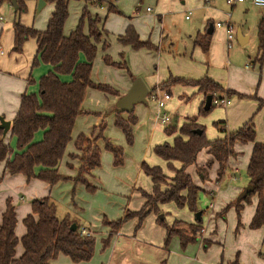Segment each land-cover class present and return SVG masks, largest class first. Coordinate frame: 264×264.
Segmentation results:
<instances>
[{"label":"rangeland","instance_id":"1","mask_svg":"<svg viewBox=\"0 0 264 264\" xmlns=\"http://www.w3.org/2000/svg\"><path fill=\"white\" fill-rule=\"evenodd\" d=\"M90 2L94 3L95 0H69L68 15L64 22L63 33L68 35L75 28L84 7L92 16L97 15L99 17L100 15L104 17L108 14L105 4L103 5V9H99V5L95 6ZM116 2L123 16L136 17L135 24L143 34L147 35L151 33V40L157 39L160 31H162L163 35L166 36V46L159 52L152 51L155 52L153 54L147 52L144 47L133 48L131 44H123L118 40V33L119 30H123L127 18L118 16L116 15L117 13H109L104 24V28L108 32L103 41L105 42V47H102V40L97 44V51L92 61L90 73L91 81L99 87L86 89L81 106L84 112H80L76 117L73 130L74 134L79 130H86L93 124L96 117L100 115L101 119H103L104 127L102 131L104 130V135L115 142L116 145L120 143L125 148L127 161L124 166L114 168L111 164L110 152L106 151L103 146H99L101 163L100 167L95 171L98 182L96 190L90 191L81 184H74V188L68 181L62 180L49 188V197H46L54 202L57 216L62 218L68 215L70 219L77 221L80 226L89 228L92 231L94 252L92 257L88 261H85L86 264H114V262L116 264H161L163 259H166V264H176L178 259H180L178 255L183 251L190 258L194 257L198 251L199 239L187 244L186 248H188L186 250V248L180 246L178 237L174 235L169 241V253H165L163 245L164 228L157 222V219H162L167 225H171L174 219L194 223V212H190L186 207H178L173 202H167L159 205V212H151L146 215L141 226L137 229L135 228L137 223L135 217L123 219L125 209L133 212L141 208V191L150 193L152 188L150 179L140 171L138 163L134 161V158H138L140 154L146 152L150 140L159 139L161 142L172 143L173 137L166 136L162 132L163 127L154 128L152 126L155 113L151 104H137L135 111L138 121L134 124V139L131 145H127L121 131L114 123L118 113L125 119H127V114L126 112L121 113L116 110L118 95L113 90L111 91V89L119 91L125 87L129 80L136 77L148 84L156 82L163 77V81H165L169 78V72L172 76L178 75L180 78L192 80L199 79L205 75L204 73L208 75L207 70L213 75L223 76V73L227 70L225 66H220L223 57L232 66L242 68L244 64H249L252 70L254 66L252 67V64L249 63L248 56H254L257 43L255 10L250 7L248 2L237 4L232 10H228L224 5L225 0H217V3L222 5L219 11L220 14L214 20H224V15L229 11L231 21L234 23V31L236 25H242L243 30L251 34V40L243 47H240L237 45L235 38L231 42H227L225 29H216L212 35L214 64H208L206 56L202 51L199 48H192L191 38L194 36L197 28H200L197 17L200 12H196L193 5L189 4L187 0L182 9L179 6L170 4L168 6L170 8L166 10H161L159 0H116ZM116 2L113 0L114 5ZM25 5L26 10L20 15L19 22L34 29L44 30L46 22L53 11V3L47 0H25ZM159 15L161 18L158 17ZM185 16H188V19H185ZM15 18L17 16L15 17L14 8L11 6L9 0H1L0 110L9 109L11 104H16L13 93L16 94L19 88L22 89L21 92L38 95V80L49 70V66L41 61L32 66L35 56L34 38H29L23 44L21 52L11 50L13 38L12 24ZM83 31L87 33L86 20H84ZM105 58L109 59L113 64L105 62ZM121 58L125 61L124 65L121 62ZM79 60H85L83 53L79 54ZM188 62L191 64L188 65ZM254 68H257V66ZM60 78L63 81H68L71 79V76L70 74H63ZM220 78L227 84L225 75ZM29 79L30 82L27 81ZM161 81L162 79L159 80V82ZM256 85L258 93L264 91V81L260 85L257 79ZM157 87L163 89L161 84L157 85ZM172 89H174L175 93L172 91L174 96L168 102L167 107L170 111L167 115L173 118L174 114L177 113L175 112L176 104L174 105L177 88ZM187 95L189 99L186 102L185 109L191 112L192 104L194 103L193 99L196 95L194 93H187ZM236 98V96L227 98L231 102L228 107L212 105V109L205 114H199L198 111L195 112L198 124L204 127V134L207 140H212L214 136L220 135L215 126L216 123L223 122L219 120H224L228 128L230 122H234L236 119V109L231 110V107H233ZM12 100L14 103H10ZM172 106H175V108H172ZM262 108L254 116V123L256 117L262 112ZM262 114L261 123L264 124V112ZM169 125L171 127V124ZM97 134L92 139L88 138V141L79 142V149L74 146L78 150L77 154H69L68 158L74 159V161L80 160V157L85 155L84 149L86 147L95 146L93 143L101 135V130ZM40 135L37 134L36 139ZM10 147H15V138L12 139ZM199 153V160H202L203 157L206 158L205 149ZM150 157L162 162L153 153H150ZM64 162L60 167L62 173L67 171ZM162 167L163 170H166L164 165ZM245 168L241 158L240 163L237 165V171H234L233 168L228 169L227 175H224L217 183V189L220 190L219 196L211 198L208 193L200 191L198 193L197 212H202L199 223L203 227L209 226L210 217H215L212 214L213 211L217 212V216H219L220 212H223V216L220 219L216 218V242L218 243H213L211 247L207 248V253L213 251L215 248L216 250L222 248L218 252L219 256L222 251V255L226 259H230L238 248L240 250L239 259L244 264H261L260 251L252 245L255 238L249 236V239L244 235L239 237L237 234L236 208L239 202L237 198L238 193L234 194V201L231 204L225 203L227 206L225 205L221 211L219 209L215 211L214 207L210 206V204L214 205V203L219 204L221 200L226 198L223 193L224 190L228 188L232 190L234 189L233 187L242 186L245 183V180L248 178ZM213 172L215 170L211 168V171H209L210 179ZM7 178L10 177L4 172L2 191H9L14 202H16L15 204H18L19 197L22 196L25 200L24 205L23 202H19L21 205L26 206L28 199L25 191L20 190L19 186L14 191L15 180L8 183L6 182ZM205 180H208V178ZM118 219H122L117 231L119 237L114 235L109 236V225L106 222ZM19 225L23 228L21 220H19ZM174 226L183 235L187 237L192 235L187 224L181 223ZM202 233L203 229L199 227V231L195 235L201 236ZM262 240L263 246L261 250L264 251V230L261 233L260 240H257L256 243L259 244ZM62 257L65 261H70L66 255ZM58 259L54 260V264L59 262ZM196 260H200V258L195 257L194 263H196ZM85 262L81 261L79 264Z\"/></svg>","mask_w":264,"mask_h":264},{"label":"trees","instance_id":"2","mask_svg":"<svg viewBox=\"0 0 264 264\" xmlns=\"http://www.w3.org/2000/svg\"><path fill=\"white\" fill-rule=\"evenodd\" d=\"M47 1L52 2L54 6L44 30H37L19 22L20 15L26 10L24 0H17V7L14 9L17 18L12 24L11 50L21 52L23 44L29 38H34L36 49L32 66L41 61L49 66V70L38 80V95L24 92L20 96L19 106L11 120L9 130L10 135L15 138V147H10L5 142L0 131V162L4 164V171L0 172V182L4 172L9 175H22L27 181L36 178L48 185L67 179L59 174V163L72 140L74 122L82 112L81 104L86 89L99 87L91 81L90 73L97 44L101 40L103 42L104 30L100 26L101 19L97 15L92 16L84 7L75 28L68 35H64L63 26L68 15L69 0ZM94 3L97 5L105 3L107 13L117 12L111 0H95ZM84 20L87 22V33L83 31ZM119 41L123 44H131L134 48L145 46L152 48L148 41L142 42L138 39L131 26L126 28ZM208 44L209 39L206 35L197 36L194 41V45L199 46L203 51H207ZM102 47H105V42ZM257 51L259 53L257 62L261 65L264 61V18L257 24ZM80 53L84 54V61L79 60ZM105 62L113 64L107 58ZM63 74H70L71 79L61 80L60 76ZM27 81L30 82V79ZM177 84L195 86L196 91L205 97L207 95L217 99H222L223 96L226 99L231 96L243 97L232 90H225L207 76L193 80L170 76L161 85L170 88ZM257 102L259 109L264 105V98L257 99ZM212 105L214 104H211L207 110L201 107L198 113H207L212 109ZM135 122L136 117L132 111L128 113L126 120L116 116L115 125L121 129L127 143L132 142V125ZM215 126L221 137L207 140L204 127L195 123L194 119H187L179 126L178 135L173 138L171 144L162 143L153 146L152 152L167 163L173 176L167 179L159 166H149L142 162L141 171L151 180V192L141 191L143 198L141 208L134 212L127 211L123 219L135 217L137 229L146 215L159 212V205L167 202H173L178 207H186L190 212L196 213L198 193L203 190L192 181L185 168L195 164L197 154L202 149H206L211 157L207 160L205 168L216 162L217 177L220 178L228 158L234 152V143L239 142L252 143L246 174L248 183L253 187L244 198L239 199V202L242 200L248 203L251 197L256 195L257 204L248 226L250 229L264 227V142L256 140L251 119L233 131L226 130L223 122H218ZM194 129L201 130V133H194ZM165 132L171 134L173 129L166 128ZM37 133L41 136L35 139ZM101 138L104 148L113 154L114 164H121L122 148L103 136ZM81 141H88V137L83 134L76 137L74 144L77 149ZM84 153L85 155L80 157L78 175L73 180L84 182L86 189L94 191L97 189L96 186L85 182L84 174L99 166L100 150L96 145L88 146L84 149ZM175 161L181 164L179 168L173 167L172 162ZM205 168H197V172L205 174ZM163 185L165 187L161 189ZM30 205L31 212L22 221L25 233L18 239L15 235V209L10 198L5 200L0 222V264H51L59 254L66 255L73 263L88 261L92 257L94 238L91 235H81L78 228L70 229L73 221L68 215L59 218L54 203L48 197L34 199ZM241 207L240 204L237 205V213ZM121 221L122 219H118L106 223L116 229ZM157 222L164 228L165 246L174 235L179 237L182 246L194 241L200 227L199 222L187 224L192 232V235L187 237L174 226L181 224V221L174 220L171 225L165 224L162 219H157ZM19 242L23 252L16 258L15 247ZM162 264L166 263L163 261ZM232 264H238L237 260Z\"/></svg>","mask_w":264,"mask_h":264},{"label":"crops","instance_id":"3","mask_svg":"<svg viewBox=\"0 0 264 264\" xmlns=\"http://www.w3.org/2000/svg\"><path fill=\"white\" fill-rule=\"evenodd\" d=\"M111 1L113 2V0H111ZM9 2H10V0H9ZM24 2H25V0H24ZM115 2H116V0H115ZM187 2H189V4H191V5H193L196 12H200L197 15L200 28H197L194 36L191 38L192 48H199L202 51V53L206 56L207 63L208 64L209 63L214 64V47H213L212 35L216 29H219V28H221L223 30L225 29L222 25L217 26L216 23L217 22H221V23L229 22V23L234 25V23L231 21V14L228 11L224 15L225 16L224 20H216L215 21L214 18L217 17L218 14H220L219 11L221 10L220 7L222 5V4L221 5L218 4L217 0H187ZM244 2H248V0L239 1V2L236 1L233 4H228L225 0L224 5L228 8V10H232L237 4H241ZM185 3H186V0H159L161 10H166V9L170 8V7H168L170 4H173L175 6H179V8L182 9V8H184ZM248 3L250 5V7L255 10V17H256L255 32H256V38H257V24H258L260 19L264 18V8L260 7V6L252 5L250 2H248ZM104 4L105 3H102V5H99L98 6L99 9H103ZM93 5L96 6L97 4L93 3ZM112 5L116 8L117 12H109V13H111V14L117 13L116 15L123 16L121 14V10H119V8H118L119 6H118L117 2L115 5H114V3ZM109 13L106 14L104 17H102L98 14L99 18L101 19L100 26L104 30V33L102 35L103 41L105 40V37L107 36V33H108L107 30L104 28V24H105V21L109 15ZM123 17H126V16H123ZM158 17L161 18L160 15ZM126 18H127V21L124 24L125 26H124L123 30H119L118 40H119V37H121L124 34L126 28L128 26H131L133 28V30L135 31V33L137 34V37L140 41H146V42L148 41L150 43V45L152 46V48H147L146 46L144 47V49H146L147 52L155 54V52H152V51L159 52L160 50L165 48L166 36L163 35L162 31H160L158 38L154 39V41H153V39L152 40L150 39L151 33H148L146 35V34H143L138 29V27L135 24L136 17L134 18V16H129ZM185 19H188V16H185ZM238 29L240 30L239 38L236 36V31ZM37 30H41V29H37ZM224 32H226V31H224ZM63 34L67 35L65 33H63ZM205 35L208 36V39H209L207 51H203L199 46L194 45V41H195L197 36H205ZM234 38L236 40L237 45L240 47H243L246 43H248L251 40V34L244 31L242 28V25H236V29L234 31ZM35 49H36V45H35ZM1 53H2V51H1ZM258 58H259V53L257 51V43H256L255 54H254V56H248V60H249V63L252 64V67L257 66V68L253 67L251 70L249 64H244L242 68H237L235 66H232L230 64V62H226L224 57H223V60L220 64V66H225L227 68V70L223 73V76L213 75L212 73H209L208 70L206 71V72H208V75L206 73H204L205 75H203V74L202 75L207 76L210 79L214 80L219 85H221L225 90H232V91H234L240 95H243V97H237L236 96L237 97L236 101H235L233 107H231V110L236 109V119L234 120V122H230L229 128L226 127V122L224 120H219V121L224 122L225 129L228 131L236 130V129L240 128L244 123H246L249 119H251L252 123L254 124V128H255L256 140L259 142H264V124L261 123V121H262L261 118L263 115L262 113L264 112V107H263L264 105L262 106L263 108L261 107L262 112L256 117L255 123L253 122L254 116L257 115V112L260 111V109H261V108L257 109V107H258L257 99H263L264 98V91L261 93L260 92L258 93L257 85L255 86L257 79H258V82H260V85L264 81V61L261 63V65H259V63L257 62ZM121 62L123 63V65L125 64V61L122 58H121ZM190 64L191 63L188 62V65H190ZM224 75L227 78V84L223 82L222 78H220V77H224ZM170 76L171 77H180L178 75L172 76V74L169 72V77ZM136 78H134V79H136ZM134 79L129 80L127 82V84L125 85V87L119 91L112 89L113 91H115V93H117L118 98L128 91V89L130 88V86L132 84L131 81H133ZM161 79H162V81L159 82V80H161ZM161 79H159L156 82H153L151 84L145 83L143 80L142 81L145 84V86L148 88V92H150L153 88H155L154 86L157 87V85L159 86L160 84H162L166 81V80L163 81L164 77ZM175 87L177 88V91H176V100L174 99V105L176 104L175 112H177V113L174 114L173 118L170 117L172 120L168 124L160 123V120L157 117H159L162 113L167 114L170 111L168 109L167 105H168V102L170 100H172V97L174 96V94L172 93V91H174V89H172V88H175ZM259 88H260V86H259ZM87 89H89V88H87ZM21 90L22 89L19 88V89H17L16 94L13 93L14 99H16L15 100L16 104H11L9 109L0 110V116H2L5 120H9L10 125H11V120L14 118V116L17 112V109L19 106L20 96L22 93H24V92H21ZM162 90L169 93V95H170V98L166 102L164 107H159L151 101H148L146 103V104L149 103L152 105L154 113H155L154 118H153V122H152V126L154 128L163 127L162 132L166 136L174 138L175 136L178 135L177 132H178V128L181 125V123L186 122L187 119H194L195 123L198 124L197 116H195V112L199 111V109L201 107H203L204 101H205V96L202 93H198L196 91L195 86L177 84L175 86H171L170 88H166L163 86ZM174 93H175V91H174ZM187 93H192V94L194 93V95H196L193 99L194 103L192 104L191 112L188 110L186 111V109H185L186 102L189 99ZM10 103H14V101L12 100ZM137 104H144V103H137ZM137 104H135L133 106V110H132L134 117H136L135 123H137V121H138V116H137L136 111H135ZM230 104H231V102L228 100L227 104L222 105V106L228 107ZM81 106H82V104H81ZM172 108H175V106H172ZM81 110H82V108H81ZM82 112H84V111H82ZM126 114H127V118H128V113H126ZM117 116L124 118L119 113L117 114ZM174 118H176V120H174ZM180 118H182V119H180ZM179 119H180V121H179ZM134 124L132 125V142L127 143V141L125 140L127 145H131L133 143ZM169 124H171V127ZM198 125H200V124H198ZM200 126H202V125H200ZM74 127H75V124L73 126V129H74ZM101 127L102 128L104 127L103 126V119H101V116L99 115L96 117L93 124H91L86 130H79L75 134H74V130H72V140L67 145L65 154H64V156H63V158L60 161L59 166H58L59 174L67 178V179H62V180L68 181L72 187L75 186L74 184H79V185L81 184L85 187L84 182L73 180L78 175V168H79L80 163H81L80 160L78 159V161H74V159L68 158L69 154H77L78 150L75 149V147H74L75 146L74 141H75L76 137L79 134H83L86 137L92 139L93 137H96L98 135L97 133H99L101 130V135L99 136V138L96 141H94L93 144H95L98 147L103 146V140L101 138L102 136L107 138L111 143L115 144V142L111 141L106 135H104V130L102 131ZM166 128H172L173 132L171 134L166 133L165 132ZM118 129L121 131L120 128H118ZM9 130H10V127H9ZM9 130L5 134L4 140L6 143H8L9 146H11V141L14 137H12L10 135ZM83 131H85V132H83ZM121 133H122V131H121ZM37 134L40 135V133H37ZM36 135H35V139H36ZM122 135H123V133H122ZM40 136H39V138H40ZM218 137H221V135L214 136L213 139H216ZM123 138L125 139L124 135H123ZM162 143L171 144V142H166V141L161 142V140H159V139L152 140V141L150 140L148 143V146H147L148 148L146 149V152L143 154H140L138 158L135 157L134 161H136L138 163V168L140 169V171H141V163L142 162H145L149 166H159L160 168L164 165L166 170H163L162 169L163 167L161 168V170H162L163 174L167 177V179H169L173 176V172L170 170L167 163L164 160H162L161 158H160V160L162 162H160L159 160H155V159L150 157V153L151 154L153 153L152 152L153 146L158 145V144H162ZM117 146L121 147L122 151H123L122 152V162H121V164H118V165L114 164L113 154L110 151L106 150L103 146V148L106 151L110 152L111 164L114 168L124 166L126 161H127L125 148H123L122 145H120V143L117 144ZM251 150H252V143H245V144H242L239 142L234 143V145H233V151L234 152L228 158L225 171H224L222 177L220 176L221 178L217 177L218 165L216 162H214L209 168H205L207 160L210 159V157H211L207 153V150H206V155H205L206 158L203 157L202 160H199L198 156L200 155V153H198L197 157H196L195 164L187 166L185 168V171L190 175L192 181L197 186H199L203 190L204 193H208L211 196V198L214 196H219L220 190L217 189V183L223 178L224 175H227L228 169L233 168L234 171H237V165L240 163L241 158H242V161L244 163V166L247 167L248 160L250 158ZM241 154L243 157L241 156ZM63 162L65 163L66 168H67V171L64 173H62L60 171V167H61V164ZM100 163H101V153H100ZM172 165L174 168H179L181 166V164L179 162H176V161L172 162ZM99 167H100V164H99V166L93 168L89 173L84 174L85 182H88L89 184L96 186V188H98V182H97V176L95 174V171ZM197 168H205V170H206L205 174H203L202 172H197ZM211 168H213V170H215V172H213L211 174V179H210L209 178V171H211ZM3 171H4V164L2 162H0V172H3ZM8 176L10 178H7L6 182L9 183V182H12L13 180H15L16 185L13 187L14 191H16L17 186H19L20 190L25 191V195L28 199L27 200L28 203L26 206H23L25 200L22 198V196H20L19 200L17 202L18 204H15L16 202H14L13 197L10 195V192L9 191H2V188H3L2 182L3 181L1 180V182H0V222H1V215H2L4 208H5V200L7 198H10L11 203L14 206L15 214H16L15 235L18 239H20L25 233V227L23 226L22 221H23L24 217L31 212V205L30 204H31L32 200L44 198L46 196L49 197V192H50L49 188H51L54 184L48 185L47 183H45L41 180H38L36 178L30 179L29 181H27L25 179V177L22 175H9L8 174ZM197 176H199V177H197ZM206 178H208V180H205ZM62 180H59V181H62ZM150 182H151V180H150ZM168 182H169V180H168ZM212 182H213V184H212ZM247 184H249L248 178L245 180V183L242 184V186L233 187L234 189H232V190H230L231 188L224 190L223 193H224V196L226 198L221 200L219 202V204L214 203V205L210 204V206L214 207L215 211H217L218 209H219V211H221V209H223L225 207V205H226L225 203L228 202V204H231V202L234 201V194L238 193V195H239V193L242 191L243 187H245ZM164 187H165L164 185L161 186V189H164ZM72 192H73V188H72ZM143 192H145V191H143ZM238 195H237V198H238ZM238 200H239V198H238ZM19 201L23 202V205H21ZM142 204H143V198H142ZM238 204H240L242 207L240 208L239 213H237V217H236L237 218L236 219V227H237L236 229L238 231L237 234L239 237L244 235L248 238H249V236L251 238H255L252 245H254L256 248L259 249V251H260L259 255L261 257L260 263L264 264V251L261 250V247L263 246V240L260 241L259 244L256 243L257 240L258 241L260 240V236H261L262 231L264 230V227L257 228V229H250L248 226L249 222H250V220L254 214V211H255V207L257 204V197H256V195H253L250 199V202L245 203L241 200L240 202H238ZM215 205H218V206H215ZM125 210L126 211L124 212V214L127 211H129L128 209H125ZM55 212H56V208H55ZM201 213L202 212H200V215H201ZM212 214H214L215 217L214 218L210 217L209 226L206 225L205 226L206 228H205L200 224V227H202V229H203V233L201 236H196V238L194 240V241H196L197 239H199V245H198L197 253L194 255L193 258H190L189 256L186 255V252L183 251L182 253H180L178 255V257L180 259H178L176 264H232L235 260H237L238 264H244V262L239 259L240 250L238 248H237L236 252L234 253V255H232V257L230 259H226L222 255V251H221L220 256H219L218 252H219V250H222V248H220L219 250L218 249L216 250V248H215L213 251H209L208 253L206 252V249L211 247L213 245V243H218V242H216V238H217V233H216L217 220H216V218L220 219V217L223 216V212H220L218 214L219 216H217L216 215L217 212H214V211L212 212ZM59 218H61V217H59ZM19 220H21V224H22L23 228L19 225ZM174 220H178V219H174ZM72 221L75 224L76 228H78L79 230L84 229V230L90 232V234L92 235V231L89 228H85V227L80 226V224H78L77 221H74V220H72ZM179 221H181L182 223H185V224H196L197 222L200 221V216H199V218H197L196 216L194 217V223H192V222L187 223V222H184L182 220H179ZM107 222H112V221H107ZM213 224H214V227H213ZM118 227L116 229H113L110 226H108L109 235H111V236L114 235V236L119 237L118 232H117ZM207 227H208V229H207ZM240 228H241V230H240ZM163 232L165 235L164 229H163ZM176 237H178V236H176ZM178 239H179V237H178ZM191 242H193V241H191ZM191 242H188L184 246H182L180 239H179V243H180V246L182 248H186V245L191 243ZM168 246H169V243L167 246L164 245L165 253H169ZM187 248H186V250H187ZM22 252H23V248H22L21 243L19 242L17 244V246L15 247V257L16 258L19 257L22 254ZM62 256H63L62 254H59L55 258V259L59 258L58 259L59 262H57V264H79V262L73 263L69 258H68V260H70L69 262L65 261V259ZM195 257L200 258V260L195 261L196 263H194ZM54 260L52 261L53 264H54ZM163 261L166 263V259H163L161 261V264ZM52 262H51V264H52ZM82 264H86V262L82 263ZM114 264H116V263L114 262ZM125 264H127V263H125Z\"/></svg>","mask_w":264,"mask_h":264},{"label":"water","instance_id":"4","mask_svg":"<svg viewBox=\"0 0 264 264\" xmlns=\"http://www.w3.org/2000/svg\"><path fill=\"white\" fill-rule=\"evenodd\" d=\"M11 6L15 9L17 7V0H10ZM236 36L239 38L240 36V30L238 29L236 31ZM148 94V88L145 86L143 81L139 78H136L132 81V84L128 91L121 95L116 103V109L120 112H126L130 113L133 110V106L137 103H147L146 96ZM212 102V95H207L205 97L203 109L207 110ZM10 127V121L5 120L2 116H0V131L2 132V136L4 137L7 131L9 130ZM194 133L200 134L201 130L199 129H194ZM252 185L247 184L242 191L239 193L238 198L242 199L244 198L251 190H252ZM195 216L199 218L200 212H196ZM161 218V216H160ZM70 229L74 230L76 229L75 224L72 223L70 226Z\"/></svg>","mask_w":264,"mask_h":264},{"label":"built area","instance_id":"5","mask_svg":"<svg viewBox=\"0 0 264 264\" xmlns=\"http://www.w3.org/2000/svg\"><path fill=\"white\" fill-rule=\"evenodd\" d=\"M239 2V1H244V0H226V2L228 4H233L234 2ZM248 2H250L252 5L255 6H260L264 8V0H248ZM147 10H149L147 8ZM217 26H223L225 28L226 31V40L227 42H231L234 38V28H233V24L229 23V22H217L216 23ZM1 52V51H0ZM170 95L169 93L163 91L162 89H160L159 87H155L153 88L150 92H148L147 96H146V100L147 101H151L153 103H155L157 106L159 107H164L166 102L169 100ZM228 102V100L223 97L222 99H217V98H212V102L211 104L214 105H226ZM160 120V123L163 124H168L171 121V118L166 114V113H162L159 117H157ZM80 234L81 235H85V236H90V232L84 230V229H80Z\"/></svg>","mask_w":264,"mask_h":264}]
</instances>
